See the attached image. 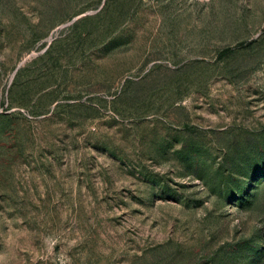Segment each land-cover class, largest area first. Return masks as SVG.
Instances as JSON below:
<instances>
[{"label":"rangeland","instance_id":"rangeland-1","mask_svg":"<svg viewBox=\"0 0 264 264\" xmlns=\"http://www.w3.org/2000/svg\"><path fill=\"white\" fill-rule=\"evenodd\" d=\"M0 264H264V0H0Z\"/></svg>","mask_w":264,"mask_h":264},{"label":"water","instance_id":"water-1","mask_svg":"<svg viewBox=\"0 0 264 264\" xmlns=\"http://www.w3.org/2000/svg\"><path fill=\"white\" fill-rule=\"evenodd\" d=\"M76 19H77V18H74L73 21L76 20Z\"/></svg>","mask_w":264,"mask_h":264}]
</instances>
